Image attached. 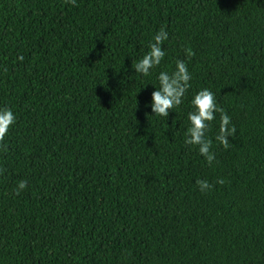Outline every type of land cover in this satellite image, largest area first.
I'll return each mask as SVG.
<instances>
[{"label": "trees", "instance_id": "16d2710c", "mask_svg": "<svg viewBox=\"0 0 264 264\" xmlns=\"http://www.w3.org/2000/svg\"><path fill=\"white\" fill-rule=\"evenodd\" d=\"M177 60L190 88L155 115ZM204 88L237 129L225 149L215 113L211 165L185 143ZM4 107L0 264H264V0H0Z\"/></svg>", "mask_w": 264, "mask_h": 264}, {"label": "clouds", "instance_id": "9594fccd", "mask_svg": "<svg viewBox=\"0 0 264 264\" xmlns=\"http://www.w3.org/2000/svg\"><path fill=\"white\" fill-rule=\"evenodd\" d=\"M72 5H76V0H68ZM168 39V33L161 28L154 36V42L150 44V50L143 55L139 62L132 64L136 73L148 76L150 70L159 66L165 57V51L162 48L164 41ZM188 55H194L188 50ZM23 60V57H19ZM7 71V69H5ZM159 87L152 92L151 108L155 115L168 117L170 110L176 108L183 102L185 93L190 88L192 76L188 71L187 64L184 61L177 60L175 70L169 74L167 71H161L157 77ZM194 111L189 112L188 120L190 126L185 133V143L198 146L199 153L204 156L209 165L215 160V155L211 152L212 140L206 138L205 133L208 131L210 122L215 119V113H220L219 133L216 140L219 141L225 149L230 146L227 139L229 136H235L237 131L235 125L231 123L230 116L223 108L218 107L215 94L204 88L196 93L191 101ZM16 123V116L11 108H0V146L8 135L12 125ZM6 150V146H4ZM223 183V180L218 181ZM197 185L201 192L211 190L212 185L205 180H197ZM26 181H20L17 187V194L20 190L25 189Z\"/></svg>", "mask_w": 264, "mask_h": 264}]
</instances>
